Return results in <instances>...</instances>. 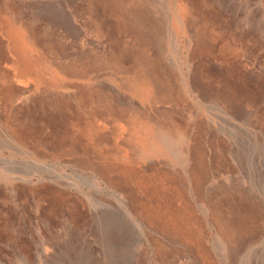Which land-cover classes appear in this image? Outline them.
<instances>
[{"label": "rangeland", "instance_id": "obj_1", "mask_svg": "<svg viewBox=\"0 0 264 264\" xmlns=\"http://www.w3.org/2000/svg\"><path fill=\"white\" fill-rule=\"evenodd\" d=\"M0 264H264V0H0Z\"/></svg>", "mask_w": 264, "mask_h": 264}, {"label": "bare ground", "instance_id": "obj_2", "mask_svg": "<svg viewBox=\"0 0 264 264\" xmlns=\"http://www.w3.org/2000/svg\"><path fill=\"white\" fill-rule=\"evenodd\" d=\"M116 0H100V3L101 4H103L104 6H108L109 4H112V3H114ZM129 9V8H128ZM132 9V8H131ZM125 14V13H124ZM130 15L131 14H129V17H130ZM126 16V15H125ZM141 16H140V14L138 13V19L140 20H142V18H140ZM131 18V17H130ZM148 18V17H147ZM152 20H154V19H152ZM136 21H138V20H136ZM143 21V20H142ZM141 21V22H142ZM124 22H125V20H124ZM130 23V22H129ZM140 24V23H139ZM134 25V24H133ZM138 25V24H137ZM130 26H132V25H130ZM147 26V25H146ZM145 26V27H146ZM133 28V27H132ZM147 28H149V27H147ZM144 29V28H143ZM136 30V29H135ZM156 33V32H155ZM158 33V32H157ZM154 34V33H153ZM143 35V34H142ZM146 35V34H145ZM153 36V35H152ZM154 36H155V34H154ZM140 37V36H139ZM143 37H145V36H143ZM148 37H149V34H148ZM156 37V36H155ZM150 38V37H149ZM149 38H147L148 40H149ZM161 37H159V39H160ZM153 40V39H152ZM157 43H159V42H157ZM154 48V47H153Z\"/></svg>", "mask_w": 264, "mask_h": 264}]
</instances>
